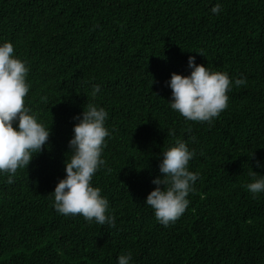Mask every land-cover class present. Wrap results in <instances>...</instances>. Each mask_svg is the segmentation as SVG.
<instances>
[{"label": "trees", "instance_id": "trees-1", "mask_svg": "<svg viewBox=\"0 0 264 264\" xmlns=\"http://www.w3.org/2000/svg\"><path fill=\"white\" fill-rule=\"evenodd\" d=\"M5 41L29 68L25 106L51 135L13 184L0 175V264H117L126 252L133 264H264V193L244 187L252 171L264 175V0H0ZM189 56L247 81L233 84L210 125L168 103L166 81L190 74ZM88 103L108 112L92 186L109 200L114 227L58 214L49 194ZM177 138L195 151L189 171L199 179L165 227L144 200Z\"/></svg>", "mask_w": 264, "mask_h": 264}, {"label": "clouds", "instance_id": "clouds-1", "mask_svg": "<svg viewBox=\"0 0 264 264\" xmlns=\"http://www.w3.org/2000/svg\"><path fill=\"white\" fill-rule=\"evenodd\" d=\"M210 12L221 14V5L217 3ZM198 54L204 56L203 51ZM195 61V56L188 57L189 75L172 73L166 81V86L171 89L168 103L186 120L210 125L228 108L227 93L233 84L240 87L247 81L243 77L233 81L226 72L211 71ZM28 72L26 62L14 55L13 44L0 43V175L7 176L9 185L15 182L18 169H27L33 157L48 147L51 135L50 126L45 127L25 106L24 98L30 89L26 81ZM100 92L101 86L94 85L92 95L95 97ZM73 119L77 122L68 141L70 156L65 160V176L49 193L53 208L63 216L82 215L88 223L114 227L115 216L111 213L109 200L101 195L100 188L92 186L94 175L105 165L101 157L106 137L111 136L106 127L108 112L88 103L86 109ZM168 134L175 136L172 130ZM194 156L195 151L179 138L160 155L158 168L163 175L152 180L156 187L147 194L144 204L165 227L175 223L190 203L187 197L199 179V173L189 171V162ZM256 166L264 167V162L257 161ZM249 175L251 182L244 187L256 198L264 193V175L253 171ZM117 264H133L131 252L119 255Z\"/></svg>", "mask_w": 264, "mask_h": 264}]
</instances>
